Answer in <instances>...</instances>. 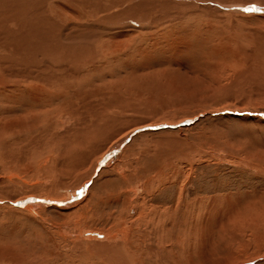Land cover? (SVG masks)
<instances>
[{"label": "rangeland", "instance_id": "1", "mask_svg": "<svg viewBox=\"0 0 264 264\" xmlns=\"http://www.w3.org/2000/svg\"><path fill=\"white\" fill-rule=\"evenodd\" d=\"M219 1L211 17L193 13L205 0H176L171 10L184 19L156 42L131 32L136 21L118 37L120 58L101 64L96 43L94 62L71 80L61 65L42 66L26 74L43 84L27 75L17 95L0 92V264H98L95 254L110 257L113 241L87 234L117 244L120 226L143 227L142 214L158 209L172 210L176 225L162 264H264V255L248 257L264 247V0ZM93 3L58 18L47 4V18L61 27L100 23L97 7L110 0ZM12 52L0 49L1 83L5 61L12 74L20 65ZM55 163L64 173L53 172ZM27 199L49 204L16 205ZM177 227L191 235L180 247Z\"/></svg>", "mask_w": 264, "mask_h": 264}, {"label": "bare ground", "instance_id": "2", "mask_svg": "<svg viewBox=\"0 0 264 264\" xmlns=\"http://www.w3.org/2000/svg\"><path fill=\"white\" fill-rule=\"evenodd\" d=\"M63 1H64V4L66 3L67 5H63L62 4ZM94 1H97V0H0V49H1L2 54H3V51H5V50L8 52L12 50L15 54H17L16 60L18 59V61H19V63H17L16 65L18 66L20 64L18 67L17 73L12 74L10 72H12L14 70V68H13V65L10 64L11 61L8 59H7L8 61H5V63L7 62V64L6 65L4 64L5 66L3 67V70L5 72L4 75H5L6 81L5 82L3 81L4 83L0 82V92L6 91L7 95L10 94V95L14 96V93H15V95H17L16 92L19 90V87L25 86L24 84L28 78L27 75H29L26 73L32 71L35 68H37V70H39L40 68L38 69V67H42V66L45 68L50 66V69H51L53 67L58 68V66L61 65V69L59 68V70H61L60 73L62 71L71 72L72 74L68 73L69 75L66 74V76H65V77H71V78H69V80H71L72 76L77 75L76 72L79 70L78 68L79 67L81 68V66H79V65L82 64L81 69H83V64L88 65V64L94 62L95 57H93V56L96 53L93 52V49H94L93 45L96 43L98 45V49H100V55H104V56L99 58L101 60V64L108 62V60H112L114 57L115 58L117 56L119 57L120 54L125 55V53H123L122 49H121V45H123V40L119 41L118 37H124L125 35L122 33V30L124 31L127 28H128V30H130L129 28L135 27L136 21L138 22L140 28L139 29L132 28L131 32H134L135 34L138 33L137 35H139L140 37L143 36L145 38V41H146V38H148V39H152V42H156L158 40L157 35L165 34V33L169 32L168 30L175 29L176 27L174 26V24H176V23L178 24V22H180L182 19H184L183 13L174 11V9L171 10L172 2L174 3L176 0H110V3L108 6L107 5H100L99 7H97L98 8L97 14H99V16H97V19L100 21V23L95 22L94 21L95 17H94L93 19L87 18L85 22H83V23L80 22L81 24H77L73 21L66 22L65 24L62 23L63 26L61 27V26H57L55 24H52L49 21L50 19L53 20L52 18H47L49 16L47 10L49 11V8L51 6H52L51 8L53 9L54 14H56V16L58 18V15L62 14V13H64V14L68 13V12L74 13V11H77V10L82 11V7L86 6L87 4H90L91 6H94V8H96L95 7L96 4L93 3ZM177 1H181L182 3H185V4L188 3V0H177ZM106 2H108V1H106ZM205 2H206V4L204 2L202 4L203 8H202L201 13L199 11H197L199 9L193 10L192 6L191 7L189 6L190 8L188 7V9H191V10H189V12L192 10H193V13H195V14H205V12H210L211 13L210 16L213 17L214 15L212 13H216V12H214V9L220 10L221 6H219L220 5L219 0H205ZM47 4H50L49 5L50 7ZM98 4H100V3L98 2ZM176 4H178V3H176ZM239 4H241V3H239ZM183 5H181L182 9H183V7H185V5L184 6ZM47 6H48V8H47ZM233 6H235V5H233ZM180 7L178 6V8H180ZM223 7L227 8V9H231L230 5H224ZM234 8L236 9V7H234ZM88 9H89V7H88ZM50 11H52V10H50ZM58 11H59V13H58ZM95 12L96 11L94 10V13ZM186 12H188V11H186ZM65 15L67 17V14H65ZM65 15L62 17H65ZM74 15H75V13H74ZM85 15H87V14H85ZM88 16H86V17H88ZM187 16H191V14L187 15ZM79 17H81V16H79ZM73 18L74 17H72L71 19H73ZM136 18H140V20L138 21V20H136ZM185 19H186V17H185ZM83 20H85V19H83ZM185 22H186V20H185ZM180 24H181V22H180ZM192 24H194V23H192ZM195 24L193 26H195ZM189 25H187L185 27H188V26L191 27V24H189ZM207 26H209V25H207ZM200 28L201 27H199V29ZM209 29H210V27H209ZM208 33H209V31H208ZM144 38L141 37V39H144ZM109 39H111V41H108ZM148 41H150V40H148ZM148 41L145 43H148ZM149 44H150V42H149ZM222 45L224 46L223 43H222ZM225 47L228 48V50H231L229 47H227V45ZM32 54L35 56L34 59L31 58ZM1 55H0V57L2 58ZM13 56H15V55H13ZM10 57H11V54H10ZM9 61H10V63H9ZM112 61H114V60H112ZM112 61H110V62H112ZM39 64H40V66H38ZM247 64H248V62H247ZM27 65H28V68H27ZM40 71H42V70H40ZM58 72L59 71H57V73ZM34 74H32V75H34V77H35L36 73H34ZM52 74H54V73H52ZM32 75L30 74L29 76L32 77ZM46 75H47V73H46ZM40 76H41V74H40ZM40 76H38V77H40ZM52 76L55 77L54 75H52ZM35 78H37V77H35ZM50 78L52 79V77H50ZM32 80H35V79H32ZM32 80H31V82H32ZM38 80H40V79H38ZM47 80L48 81L50 80L48 75H47ZM52 80L55 81V79H52ZM69 80H68V82H69ZM35 81H33V82H35ZM41 81L42 80H40V83H41ZM50 82H52V81H50ZM37 83L39 84V82H37ZM41 84H43V83H41ZM45 85H43V86H45ZM48 85H50V84H48ZM36 86H38V85H36ZM60 86L61 85H59L58 88ZM46 87H48V86H46ZM11 88H15V89L8 91ZM61 88H63V87L61 86ZM70 90H71V88H69V91ZM13 96H11V97H13ZM11 99H13V98H11ZM33 99H37V98L35 97ZM1 104H4V103L2 102ZM15 131H17L16 128H15ZM112 137H113V135H110V134L105 135L104 138H102L103 140H101V144L98 142L99 143L98 144L99 150H97V152L102 151L98 158L102 157V155L105 154V151H103L104 147L106 146L105 144ZM85 143L86 142H84V144ZM70 144H72V143H69L68 145H70ZM77 145L79 146V145H81V143L77 142ZM109 146H107V147H109ZM74 152L76 153V151H74ZM97 152H95V154ZM10 155H11V153H10ZM15 155L11 159H13L15 157ZM59 155L57 157H59ZM62 155H63V157L64 156L68 157L67 156L68 154H62ZM7 158H8V156H7ZM15 158L17 159L18 157L16 156ZM45 159H44V161H45ZM55 159L51 165L54 164V162L56 161ZM76 159H75V157H72L71 160L74 162V160H76ZM48 160L50 161V159H48ZM57 161H59V160H57ZM64 162H63V164H64ZM70 162L68 164V161H67V165L61 164L62 166H60V165H58V166H60L61 169L66 170V168L69 167ZM48 166H49V164H48ZM46 167L44 165H42V167L40 166L39 169L44 171L46 169ZM52 168H54L53 172L57 173L58 170L60 172V169H58V167L56 166V163H55V167L53 166ZM55 173H53V177H54ZM60 173H64V172L61 170ZM67 199H69V198H67ZM27 200H29V201L26 203L25 206H21L22 208L28 207L30 209V207H36L38 205L40 206L41 204L44 205L47 202V201H42V200L36 201L34 199H31V200L27 199ZM62 200H64V199H62ZM34 202H37V204ZM49 202H51V201H49ZM60 202H63V201L57 200V201L52 202V203H55L57 205V204H61ZM68 203L69 202H67L66 204H68ZM173 206H174V204H173ZM151 211H152V209H151ZM161 212H162V210L158 209V210L152 211V212L147 213V214L146 213L142 214V215H144L143 217L147 218V220L144 219L145 221H143L144 222L143 227H141L142 225H140V223H136V222L131 223V226H126V227L120 226V229H118L116 231L117 235L119 234L121 237V239L116 242L117 244H114L115 242L113 239H115V238H113V236L110 237L109 235H99V234H94V233L87 234L86 233L87 236H91V239L93 237L95 239H97V240H95L93 238L94 239L92 241L93 243L94 242L100 243V241H98L99 238L97 236H103L102 239H109L107 241H113L112 244H110L111 242L108 244V246L111 245L108 248L113 249L112 253H110V257H107L105 255L95 254L96 260L101 264H105V263H107V264H142L146 260L145 257H148L149 259L154 260L153 264H157L156 261H158L162 264V259L160 260V257L158 256V254H161V253L169 254L170 252H172L173 248L170 246V243H172L171 242L172 236L168 235V232L172 231L171 229H175L176 225H175V223H172V219H173V218H171V217H173L172 210L168 209L164 213H161ZM137 216H138V214H137ZM131 220H130V222H131ZM258 221L264 223V213L259 215ZM177 232H178V236L176 235L177 236L176 237L177 242L175 241L174 243L180 247V246H182V244L184 245V243L189 241V237L191 238V235H188V232H189L188 229L187 230L181 229L180 227H177ZM136 233H141L142 235L140 237H137ZM117 238H119V237H117ZM140 245H144V247L143 246L140 247ZM114 248H117V249H114ZM119 248H122V250H123L122 251L123 252L122 257L118 254L119 252H117V254L119 256L116 255V252L114 253V250H118ZM127 248H130V249H127ZM185 250H186V248H185ZM167 251H169V253ZM262 255H264V247L259 249L256 252L250 254L248 257H249V259H251V257H254L252 259H255L258 256H262ZM248 257H246V258H248ZM98 262H96V263H98ZM164 263L165 262H163V264Z\"/></svg>", "mask_w": 264, "mask_h": 264}, {"label": "water", "instance_id": "3", "mask_svg": "<svg viewBox=\"0 0 264 264\" xmlns=\"http://www.w3.org/2000/svg\"><path fill=\"white\" fill-rule=\"evenodd\" d=\"M192 121H186V122H184V123H182V124H180V125H187V124H190ZM31 200V199H30ZM29 200H24V201H22V202H19V203H17L16 205H18V206H25L26 205V203L28 202ZM46 204H49L48 202H46L45 203V205Z\"/></svg>", "mask_w": 264, "mask_h": 264}]
</instances>
